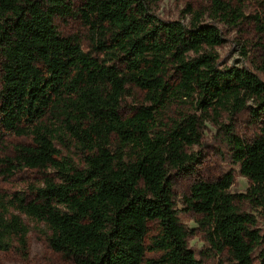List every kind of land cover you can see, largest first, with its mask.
<instances>
[{"label": "trees", "instance_id": "16d2710c", "mask_svg": "<svg viewBox=\"0 0 264 264\" xmlns=\"http://www.w3.org/2000/svg\"><path fill=\"white\" fill-rule=\"evenodd\" d=\"M161 1L0 0V138L32 140L0 157V178L42 174L26 190H0V253L27 255L26 217L74 264H198L186 212L226 254L219 264H264V80L217 51L223 26L253 22L264 38V3L249 15L247 0H210L206 11L188 7L185 22L162 17ZM68 16L86 27L88 51L59 32L56 17ZM133 89L145 98L123 116ZM245 110L259 127L250 141L236 129ZM208 123L250 186L232 192V172L201 179L180 209L174 176L198 163ZM59 145L76 147L83 164Z\"/></svg>", "mask_w": 264, "mask_h": 264}, {"label": "rangeland", "instance_id": "374dc122", "mask_svg": "<svg viewBox=\"0 0 264 264\" xmlns=\"http://www.w3.org/2000/svg\"><path fill=\"white\" fill-rule=\"evenodd\" d=\"M73 2L76 7L81 4V0H73ZM263 3L264 0H247L246 13L249 15L256 14ZM209 6L210 0H162L157 5V11L166 19H182L189 22L190 15L185 13L188 7L193 10L206 11ZM55 24L63 36H77L83 48L86 51L90 49L87 40V29L78 17H56ZM222 28L225 42L217 47L221 59L232 65L237 64L249 68L264 80V70L262 69L264 67L262 61L263 51L259 47L264 44V38L258 34L254 23L248 22L238 28L229 26H223ZM1 62L0 57V87ZM144 98V92L133 89L131 95L125 99L121 110L122 115H132L134 108L141 104ZM176 113L177 109L175 107L170 112V116L175 118ZM236 129L246 141L252 140L259 131L258 124L251 121L248 110L238 115ZM20 144L31 145L32 140L15 135H8L4 139L0 138V157L6 153H12L13 147ZM58 148L62 156L71 157L76 163L83 164L84 155L76 147L59 145ZM193 151L198 154V163H195L190 170L174 176V192L180 209L182 205L179 202H181L182 197L189 194L191 186L201 179L214 181L225 173L232 172L235 177V182L231 188L232 192L243 193L247 191L250 181L241 175L240 167L232 162L227 146L218 138L216 127L211 123L207 124L204 131L202 145L196 146ZM41 177L42 174L36 170H24L9 180L0 178V190L8 193L26 190L30 184L37 185ZM244 208L246 211H250L249 207L245 206ZM180 217L184 224L191 229H195L194 235L189 239V245L196 253L198 264H219L221 260L227 261L226 254H219L207 246L204 234L198 227V216L193 213L182 212ZM24 218L30 227L27 255H23L17 247H14L9 251L0 253V264H74L72 259L54 251L49 246L46 237L47 228L44 224H38L29 221L26 217ZM257 227L264 233V219L258 218ZM156 232L157 227L152 224L150 235L152 236ZM255 259H258V252L255 253Z\"/></svg>", "mask_w": 264, "mask_h": 264}]
</instances>
